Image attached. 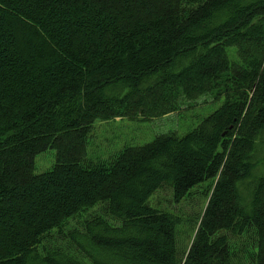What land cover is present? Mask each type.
Wrapping results in <instances>:
<instances>
[{
	"label": "trees",
	"instance_id": "16d2710c",
	"mask_svg": "<svg viewBox=\"0 0 264 264\" xmlns=\"http://www.w3.org/2000/svg\"><path fill=\"white\" fill-rule=\"evenodd\" d=\"M201 94L224 100L192 130L87 157L95 119ZM263 131L264 0H0V264H264ZM214 179L180 247L150 198Z\"/></svg>",
	"mask_w": 264,
	"mask_h": 264
},
{
	"label": "rangeland",
	"instance_id": "374dc122",
	"mask_svg": "<svg viewBox=\"0 0 264 264\" xmlns=\"http://www.w3.org/2000/svg\"><path fill=\"white\" fill-rule=\"evenodd\" d=\"M230 61L238 60L234 47L227 48ZM223 98L215 99L211 94H201L194 100H182L179 108L165 114L143 118H129L116 115L110 118H98L93 123L92 132L87 146V157L93 160L108 159L117 153L123 146L143 145L154 137L164 133L182 135L195 128L200 121L220 107ZM259 154L264 158V131L260 137ZM55 162V150L47 149L35 156L34 172L42 173L49 170ZM264 172V161L254 170V174ZM215 179L205 180L191 190L184 200L174 202L168 187L157 190L150 198V203L159 209L172 211L181 218L178 225V243L180 247H188L195 234V229L203 214L207 200L211 194ZM206 192V193H205ZM208 192V193H207ZM245 194V191H243ZM94 208L92 211L96 210ZM89 213L69 221L68 227L78 226L80 220ZM251 243V242H250ZM246 249H251L248 244ZM241 264H249L242 259Z\"/></svg>",
	"mask_w": 264,
	"mask_h": 264
}]
</instances>
